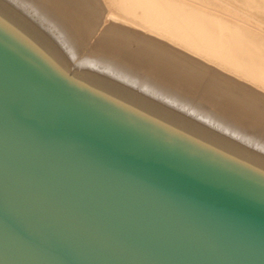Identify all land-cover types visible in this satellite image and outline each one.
I'll return each instance as SVG.
<instances>
[{
	"label": "water",
	"instance_id": "1",
	"mask_svg": "<svg viewBox=\"0 0 264 264\" xmlns=\"http://www.w3.org/2000/svg\"><path fill=\"white\" fill-rule=\"evenodd\" d=\"M0 264H264V169L67 73L0 13Z\"/></svg>",
	"mask_w": 264,
	"mask_h": 264
},
{
	"label": "rangeland",
	"instance_id": "2",
	"mask_svg": "<svg viewBox=\"0 0 264 264\" xmlns=\"http://www.w3.org/2000/svg\"><path fill=\"white\" fill-rule=\"evenodd\" d=\"M0 13L67 73L264 169V88L237 72L109 0H0Z\"/></svg>",
	"mask_w": 264,
	"mask_h": 264
},
{
	"label": "bare ground",
	"instance_id": "3",
	"mask_svg": "<svg viewBox=\"0 0 264 264\" xmlns=\"http://www.w3.org/2000/svg\"><path fill=\"white\" fill-rule=\"evenodd\" d=\"M109 3L119 14L146 24L158 35H166L191 52L237 72L246 82L264 88V0H109ZM154 38L157 40L153 46L164 48L161 37ZM246 82L241 84L248 89Z\"/></svg>",
	"mask_w": 264,
	"mask_h": 264
}]
</instances>
